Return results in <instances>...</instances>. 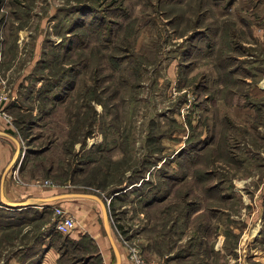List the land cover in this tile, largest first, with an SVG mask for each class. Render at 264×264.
Masks as SVG:
<instances>
[{
    "label": "rangeland",
    "instance_id": "obj_1",
    "mask_svg": "<svg viewBox=\"0 0 264 264\" xmlns=\"http://www.w3.org/2000/svg\"><path fill=\"white\" fill-rule=\"evenodd\" d=\"M0 74L17 183L122 264H264V0H0ZM60 204L0 208V264H116Z\"/></svg>",
    "mask_w": 264,
    "mask_h": 264
},
{
    "label": "crops",
    "instance_id": "obj_2",
    "mask_svg": "<svg viewBox=\"0 0 264 264\" xmlns=\"http://www.w3.org/2000/svg\"><path fill=\"white\" fill-rule=\"evenodd\" d=\"M1 74H0V89L3 87L2 81H4L3 75ZM8 91L11 93V94L9 93L11 95V98L15 99L16 98L15 92H13L12 90L11 91L8 90ZM7 106L5 107V109L8 114ZM4 118H5L4 116L0 115V208L4 209L3 211L6 214L13 215L22 210L26 211L27 209L33 207V205L51 203L44 201L45 199L65 195V197L57 199L52 202H62V204H60L61 207H63L65 210H67L69 213H72L76 217L77 228H79L78 232L89 234V236L93 239V241L97 243V245L101 248L100 249L102 251L101 253L104 254V250L106 249L105 248L106 242L104 240L105 236L103 234V231L105 230V233L107 234L108 238L109 235L107 230L105 229L104 220H103V226H104V230H103V226L100 222V218L97 209L95 208V204L93 206V204L88 202V201H97V200L86 197L72 196L75 193L77 194L81 193L75 191H61V192L58 191V192H52L51 195H41L39 197H33V194H31L33 193L32 189L28 190V188H26L27 185H22L17 183L18 174L20 175L21 169L23 168L22 165L21 166L19 165L20 159L19 162L14 167H12L10 170H7L10 167V164L18 149V144L15 141V139L18 140V138L12 135L13 131L11 130V126L8 125V120ZM11 136L14 137L15 139H13ZM11 141L14 142L16 148ZM28 201L31 202V205L26 207L17 208L9 205V204L25 203ZM17 223L18 222H15V224L10 225L9 228L17 229L18 228ZM84 229L85 231H83ZM46 252L47 253H45L41 264H57V261L59 259L58 258L59 254L56 253L54 248L53 247L49 248ZM175 263L180 264V262H175Z\"/></svg>",
    "mask_w": 264,
    "mask_h": 264
},
{
    "label": "built area",
    "instance_id": "obj_3",
    "mask_svg": "<svg viewBox=\"0 0 264 264\" xmlns=\"http://www.w3.org/2000/svg\"><path fill=\"white\" fill-rule=\"evenodd\" d=\"M3 87L0 89V115L4 116L6 119L9 118L5 107L9 104L11 96L7 90L8 86L6 81H2ZM54 223L56 232L62 233L64 235L71 234L77 227L76 218L73 217L69 212L61 207L54 208ZM137 264H144L142 261L138 260Z\"/></svg>",
    "mask_w": 264,
    "mask_h": 264
},
{
    "label": "water",
    "instance_id": "obj_4",
    "mask_svg": "<svg viewBox=\"0 0 264 264\" xmlns=\"http://www.w3.org/2000/svg\"><path fill=\"white\" fill-rule=\"evenodd\" d=\"M12 137V136H11ZM13 139H15L14 137H12ZM15 141L17 142L18 144V149L16 151V154L10 164V167L7 169V170H10L12 167H14L18 162H19V159H20V155H21V144L20 142H18V140L15 139ZM72 196H78V197H86V198H91V199H94V200H97L98 202H100V204L102 205V209H103V216H104V225H105V229L107 230L108 232V235H109V239L111 241V244L113 246V249L116 253V256H117V263L116 264H121L122 262V256H121V252L119 250V248L117 247V245L115 244L113 238L111 237V235L109 234V213H108V209H107V206L106 204L96 195H92V194H86V193H75L73 194ZM65 197V195H62V196H58V197H54V198H49V199H45L44 201L46 202H52V201H55L57 199H60V198H63ZM11 205L12 207H17V208H21V207H26V206H30L31 205V202L28 201V202H25V203H17V204H9Z\"/></svg>",
    "mask_w": 264,
    "mask_h": 264
},
{
    "label": "bare ground",
    "instance_id": "obj_5",
    "mask_svg": "<svg viewBox=\"0 0 264 264\" xmlns=\"http://www.w3.org/2000/svg\"><path fill=\"white\" fill-rule=\"evenodd\" d=\"M257 229H258V228H256V230H255V234L258 233V232H257Z\"/></svg>",
    "mask_w": 264,
    "mask_h": 264
}]
</instances>
